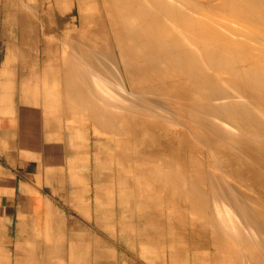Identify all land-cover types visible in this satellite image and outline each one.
Wrapping results in <instances>:
<instances>
[{
	"label": "bare ground",
	"instance_id": "1",
	"mask_svg": "<svg viewBox=\"0 0 264 264\" xmlns=\"http://www.w3.org/2000/svg\"><path fill=\"white\" fill-rule=\"evenodd\" d=\"M100 1L102 10L93 0H45L37 10L59 24V69L77 98L84 82L94 135L110 137L98 160L124 172L120 185L135 186L140 202L163 201L175 233L187 220L206 233L210 264H264V0ZM184 231L170 264H189ZM96 252L94 264L112 259Z\"/></svg>",
	"mask_w": 264,
	"mask_h": 264
},
{
	"label": "crops",
	"instance_id": "2",
	"mask_svg": "<svg viewBox=\"0 0 264 264\" xmlns=\"http://www.w3.org/2000/svg\"><path fill=\"white\" fill-rule=\"evenodd\" d=\"M43 2L0 0V264H94L97 249L113 254L107 264H170L184 230L175 233L178 224L172 228L167 223L165 203L157 208L140 202L136 187L117 184L115 173L93 177L84 82L77 98L59 69V24L54 19L44 22L37 13ZM65 25L80 28L75 22ZM70 41L65 35L66 66ZM75 137L80 139L71 141ZM96 193L103 206L97 207ZM101 215L105 222L96 219ZM155 221L159 225L154 227ZM124 226L131 228L124 233ZM196 239L194 247L189 242V249L182 250L190 264L194 257L197 264L204 249Z\"/></svg>",
	"mask_w": 264,
	"mask_h": 264
},
{
	"label": "rangeland",
	"instance_id": "3",
	"mask_svg": "<svg viewBox=\"0 0 264 264\" xmlns=\"http://www.w3.org/2000/svg\"><path fill=\"white\" fill-rule=\"evenodd\" d=\"M96 2L98 5V8H96L97 10H102V2L100 1V0H93V2ZM94 2V3H95ZM9 28H10V31H11V28L12 27H10L9 26ZM89 125H90V130L92 131V134H93V136H92V138H91V161L93 162V177L96 179V178H98V177H100V176H103V177H106L107 178V176H108V173H106V172H111V173H115L116 174V181H117V184H119L120 185V181H125V173L124 172H120V173H118V171L116 170V168L115 167H113V166H115L114 165V163H113V165H111L110 166V163H109V161H106V160H104V159H101L100 161L98 160V158H97V153H99V151H100V147H101V145L100 144H102V142H105V140L106 139H109L110 137H109V135H100V136H98V135H94V130H93V128H92V126H91V123L89 122ZM108 137V138H107ZM105 139V140H104ZM113 146V145H112ZM103 147V146H102ZM112 148H114V147H112ZM106 173V174H105ZM102 174V175H101ZM110 176H111V174H110ZM76 177H79V176H76ZM157 191H159V190H157ZM190 223L191 225H188V224ZM186 224L187 225H185L186 227H184V226H182L181 225V228L184 230V228H186V230L185 231H187V236L190 234V233H192L193 231L191 230V229H193V227H192V225L194 226H196V224H193V223H191V222H189V220H187V222H186ZM189 226H191V228H189L188 229V227ZM194 226V231H198V237H197V239H198V241H202V240H204L203 241V245L205 246L204 247V249H203V253L201 254V255H199V260L198 261H202L201 263L202 264H210L211 262H212V259H211V257H212V253H211V251H209L208 252V250L206 249V245H208L207 244V241H205L206 239H203V237L206 235V233H203V237H201L202 236V233L197 229V230H195V228H199L198 226H196L195 227ZM189 230L190 231H192V232H190L189 233ZM200 233H201V235H200ZM186 234V233H185ZM205 234V235H204ZM192 235V234H191ZM190 236V235H189ZM205 238V237H204ZM204 242H205V244H204ZM5 251H9V250H7V249H4ZM15 249H13L11 252H13V253H15ZM196 262V259L194 260L193 259V264ZM190 264V263H189Z\"/></svg>",
	"mask_w": 264,
	"mask_h": 264
}]
</instances>
